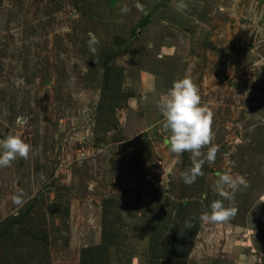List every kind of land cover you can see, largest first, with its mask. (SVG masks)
Listing matches in <instances>:
<instances>
[{
  "label": "rangeland",
  "instance_id": "rangeland-1",
  "mask_svg": "<svg viewBox=\"0 0 264 264\" xmlns=\"http://www.w3.org/2000/svg\"><path fill=\"white\" fill-rule=\"evenodd\" d=\"M184 2L0 0V139L32 146L0 168V264H264V0ZM182 78L218 149L191 186L157 107ZM226 171L238 211L203 223Z\"/></svg>",
  "mask_w": 264,
  "mask_h": 264
},
{
  "label": "clouds",
  "instance_id": "clouds-1",
  "mask_svg": "<svg viewBox=\"0 0 264 264\" xmlns=\"http://www.w3.org/2000/svg\"><path fill=\"white\" fill-rule=\"evenodd\" d=\"M187 7L184 0H179L176 4L179 11H184ZM121 12L126 14L127 7L122 8ZM89 37V47L95 53L94 46L99 40L92 33H89ZM157 107L164 117L163 129L170 133L169 151L177 158L184 152L191 154L192 167L180 173L183 182L191 186L198 177L204 175L205 163L209 165L215 163L218 149L212 146L213 114L207 107L201 105L199 88L190 78L175 81ZM20 123L26 125L28 119L22 117ZM205 148L208 149L206 154L203 152ZM31 152L32 146L24 142L20 135H9L5 139H0V168L11 167L17 158L28 159ZM248 186L249 183L243 175H233L227 171L220 174L213 190L221 199L213 201L210 210L200 215L201 222L213 224L229 222L238 211L234 206L235 193ZM225 201L229 202L228 206H225ZM13 202L22 206L23 194L14 196ZM185 224L187 228L192 227L190 221H186Z\"/></svg>",
  "mask_w": 264,
  "mask_h": 264
},
{
  "label": "trees",
  "instance_id": "trees-1",
  "mask_svg": "<svg viewBox=\"0 0 264 264\" xmlns=\"http://www.w3.org/2000/svg\"><path fill=\"white\" fill-rule=\"evenodd\" d=\"M20 215L23 216V214H20ZM25 216H26V215H25ZM15 219L18 220V221L21 220V218H15ZM15 219H14V220L12 219V221H10V223L7 224V225H9V226L13 225V223L16 222Z\"/></svg>",
  "mask_w": 264,
  "mask_h": 264
}]
</instances>
